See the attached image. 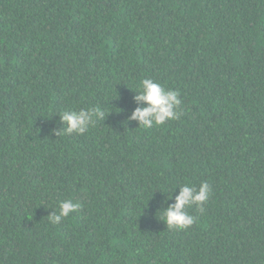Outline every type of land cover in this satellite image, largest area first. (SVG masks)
Listing matches in <instances>:
<instances>
[{
    "label": "trees",
    "instance_id": "trees-1",
    "mask_svg": "<svg viewBox=\"0 0 264 264\" xmlns=\"http://www.w3.org/2000/svg\"><path fill=\"white\" fill-rule=\"evenodd\" d=\"M145 78L178 119H130ZM0 264H264V0H0Z\"/></svg>",
    "mask_w": 264,
    "mask_h": 264
},
{
    "label": "clouds",
    "instance_id": "clouds-1",
    "mask_svg": "<svg viewBox=\"0 0 264 264\" xmlns=\"http://www.w3.org/2000/svg\"><path fill=\"white\" fill-rule=\"evenodd\" d=\"M138 87L140 91L135 99L146 102L147 106L137 107L130 119L137 120L139 126L152 128L154 125H163L166 120L179 118V113L176 111L181 104L178 91L166 90L162 85L149 78L141 80ZM103 117L104 111L99 107L64 112L61 114V120L67 127L57 130V135L73 132L84 134L90 126L95 124L97 119ZM210 190V185L207 182H202L199 189L188 184L183 185L179 194L175 196V203L164 210L163 216L167 227L169 229H184L190 226L194 218L187 213L186 207L193 204L202 206L207 201ZM79 207V203L71 200L61 201L59 213L54 212L49 215V218L52 223H59L62 218L68 217Z\"/></svg>",
    "mask_w": 264,
    "mask_h": 264
}]
</instances>
